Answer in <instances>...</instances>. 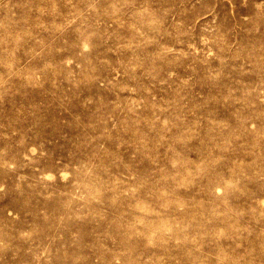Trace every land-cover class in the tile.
<instances>
[{"label":"rangeland","instance_id":"374dc122","mask_svg":"<svg viewBox=\"0 0 264 264\" xmlns=\"http://www.w3.org/2000/svg\"><path fill=\"white\" fill-rule=\"evenodd\" d=\"M0 264H264V0H0Z\"/></svg>","mask_w":264,"mask_h":264}]
</instances>
